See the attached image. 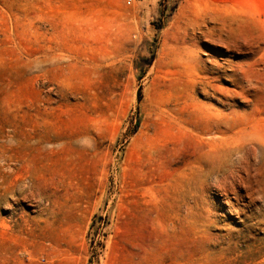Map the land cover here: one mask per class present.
Here are the masks:
<instances>
[{"label": "rangeland", "instance_id": "374dc122", "mask_svg": "<svg viewBox=\"0 0 264 264\" xmlns=\"http://www.w3.org/2000/svg\"><path fill=\"white\" fill-rule=\"evenodd\" d=\"M0 264H264V0H0Z\"/></svg>", "mask_w": 264, "mask_h": 264}, {"label": "built area", "instance_id": "2783aa9c", "mask_svg": "<svg viewBox=\"0 0 264 264\" xmlns=\"http://www.w3.org/2000/svg\"><path fill=\"white\" fill-rule=\"evenodd\" d=\"M133 0H129V2L131 3Z\"/></svg>", "mask_w": 264, "mask_h": 264}]
</instances>
